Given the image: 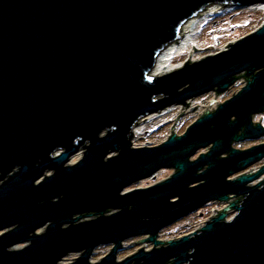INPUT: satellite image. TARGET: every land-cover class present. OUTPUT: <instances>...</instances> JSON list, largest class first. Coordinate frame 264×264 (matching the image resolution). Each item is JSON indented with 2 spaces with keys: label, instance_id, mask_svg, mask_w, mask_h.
I'll return each instance as SVG.
<instances>
[{
  "label": "water",
  "instance_id": "obj_1",
  "mask_svg": "<svg viewBox=\"0 0 264 264\" xmlns=\"http://www.w3.org/2000/svg\"><path fill=\"white\" fill-rule=\"evenodd\" d=\"M261 4L0 0V264H264V21L152 72L209 7ZM240 79L184 131L136 144L140 121ZM211 203L198 229L160 237ZM138 237L152 246L118 259Z\"/></svg>",
  "mask_w": 264,
  "mask_h": 264
},
{
  "label": "rangeland",
  "instance_id": "obj_2",
  "mask_svg": "<svg viewBox=\"0 0 264 264\" xmlns=\"http://www.w3.org/2000/svg\"><path fill=\"white\" fill-rule=\"evenodd\" d=\"M219 11L221 12L220 14L208 17L201 23L197 34L193 36L194 39L191 46L183 47L175 53L176 56L170 63V69L185 63L191 56L192 49H194L195 60H197L212 51L225 49L230 42L239 38L242 34L259 28L261 26V22L264 21V4L248 9L220 8ZM245 82V79H240L229 91L223 94H216L214 92L192 100L189 107L181 108L180 106H174L173 108L162 112L160 115H154L146 120L140 121L138 127L136 128L138 130V133L135 134L136 144L159 142L160 139L175 133L174 128H176V133L184 131L205 111L206 105H216L224 97H227L231 93L243 87ZM192 108H197L194 113H192ZM255 119L262 121V124L264 125V114L257 115V117L255 116ZM260 140H264V138ZM252 142L254 141L250 142L247 140L246 142L235 145L244 144L248 146V144ZM205 151L206 150H201L200 152ZM81 156V154H77L71 159V161L77 160V158H81ZM262 164H264V161L257 166ZM173 173V169L162 170L156 174V178L154 180L148 179L138 184L156 183L159 179L170 176ZM220 206H224V204L211 203L199 210V212H196L195 214H192L191 216H188L187 218L182 219L174 225L162 230L160 232V237L179 236L198 229V225L204 224L214 211L219 212ZM200 215L203 216L200 217ZM232 216L233 214L230 213L229 217L231 218ZM145 238L147 237H138L126 241L123 249L118 252V259L123 258L127 253L135 248H138L141 244L152 246L150 243L142 242ZM110 248L111 246L97 248L92 258L106 255V250ZM75 256L76 253L68 257L65 261L72 260Z\"/></svg>",
  "mask_w": 264,
  "mask_h": 264
},
{
  "label": "bare ground",
  "instance_id": "obj_3",
  "mask_svg": "<svg viewBox=\"0 0 264 264\" xmlns=\"http://www.w3.org/2000/svg\"><path fill=\"white\" fill-rule=\"evenodd\" d=\"M220 8L218 6L214 7H209L207 10L202 12L200 15L197 17L189 20L185 25V30L186 34L181 35V39L177 43H173L170 46H168L158 57L156 66L153 69L152 72H159L165 71V70H171L173 68H169L170 63L176 56V52L182 49L183 47L186 46H191L193 44V39L197 32L198 28L200 27L201 23L206 20L208 17L215 16L220 14L221 12L219 11ZM138 133V130L135 129V134Z\"/></svg>",
  "mask_w": 264,
  "mask_h": 264
},
{
  "label": "built area",
  "instance_id": "obj_4",
  "mask_svg": "<svg viewBox=\"0 0 264 264\" xmlns=\"http://www.w3.org/2000/svg\"><path fill=\"white\" fill-rule=\"evenodd\" d=\"M216 6H218V5H216ZM257 6H259V5H257ZM257 6H254V7H251V8H255V7H257ZM214 7V6H213ZM218 7H220V8H223L222 6H218ZM212 8V7H211ZM226 9V8H225ZM228 9H237V8H235V7H229ZM257 167V166H256ZM233 199H235V198H232L231 200H233ZM215 213H218L217 211H214L213 212V214H215ZM232 214H234L233 212H231Z\"/></svg>",
  "mask_w": 264,
  "mask_h": 264
},
{
  "label": "trees",
  "instance_id": "obj_5",
  "mask_svg": "<svg viewBox=\"0 0 264 264\" xmlns=\"http://www.w3.org/2000/svg\"><path fill=\"white\" fill-rule=\"evenodd\" d=\"M242 78V77H241ZM239 145H242V144H239ZM244 145V144H243ZM243 145H242V147H243ZM245 147V146H244ZM242 149H246V148H242Z\"/></svg>",
  "mask_w": 264,
  "mask_h": 264
},
{
  "label": "flooded vegetation",
  "instance_id": "obj_6",
  "mask_svg": "<svg viewBox=\"0 0 264 264\" xmlns=\"http://www.w3.org/2000/svg\"><path fill=\"white\" fill-rule=\"evenodd\" d=\"M235 200H237V198H236ZM209 205H210V204H209Z\"/></svg>",
  "mask_w": 264,
  "mask_h": 264
}]
</instances>
